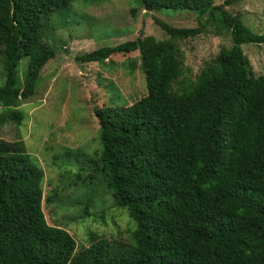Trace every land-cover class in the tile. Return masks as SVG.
<instances>
[{
    "label": "trees",
    "instance_id": "obj_1",
    "mask_svg": "<svg viewBox=\"0 0 264 264\" xmlns=\"http://www.w3.org/2000/svg\"><path fill=\"white\" fill-rule=\"evenodd\" d=\"M68 0H0V58L6 78L0 106L20 121L21 99L32 95L40 69L54 56L41 40V18ZM147 10H219L232 44L188 89L172 40L139 36L76 56L95 62L138 51L146 94L129 106L94 110L102 149L99 171L114 203L134 223L126 244L94 237L78 247L42 210V169L23 143L0 139V264H264V74L254 76L242 51L264 43L240 15L213 0H139ZM242 0H226V4ZM172 37L201 31L174 28ZM28 58L25 86L18 64Z\"/></svg>",
    "mask_w": 264,
    "mask_h": 264
},
{
    "label": "rangeland",
    "instance_id": "obj_2",
    "mask_svg": "<svg viewBox=\"0 0 264 264\" xmlns=\"http://www.w3.org/2000/svg\"><path fill=\"white\" fill-rule=\"evenodd\" d=\"M63 6L41 18V40L54 56L40 69L32 95L20 100L19 122L0 106V139L21 141L31 161L42 169V210L49 225L68 231L78 247H87L96 241L94 237L126 244L134 223L128 210L114 203L99 171L102 144L94 110L129 106L146 94L140 54L118 52L95 62L76 56L139 36L172 40L182 62L173 89L182 92L214 64L222 47L231 46V36L219 27V10L213 17L190 10H147L139 0H68ZM213 6L240 15L252 32L264 33V0L231 4L213 0ZM155 18L174 28L201 27V31L172 37ZM242 51L251 74H264V43L243 44ZM27 64V57L18 64L22 87ZM5 78L0 58V86Z\"/></svg>",
    "mask_w": 264,
    "mask_h": 264
}]
</instances>
